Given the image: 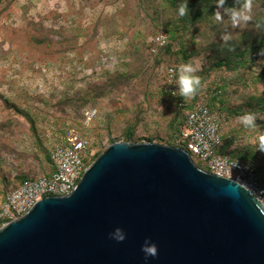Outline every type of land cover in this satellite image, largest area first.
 <instances>
[{
	"label": "rangeland",
	"instance_id": "374dc122",
	"mask_svg": "<svg viewBox=\"0 0 264 264\" xmlns=\"http://www.w3.org/2000/svg\"><path fill=\"white\" fill-rule=\"evenodd\" d=\"M257 9L246 13L250 19ZM183 24L168 0H0V97L7 101L0 98V207L9 190L53 171L51 153L68 129L87 138L90 165L125 142L129 128L131 144L153 139L176 147L172 134L185 111L168 93V72L174 69L176 82L186 63L199 65L201 86L181 99L210 107L222 122V152L255 161L264 186V152L257 150L264 55L237 72L214 69L210 42L223 40V30L199 24L183 31ZM161 33L168 45L152 53ZM89 110L97 113L87 126ZM247 112L257 115V128L239 122Z\"/></svg>",
	"mask_w": 264,
	"mask_h": 264
},
{
	"label": "water",
	"instance_id": "95a60500",
	"mask_svg": "<svg viewBox=\"0 0 264 264\" xmlns=\"http://www.w3.org/2000/svg\"><path fill=\"white\" fill-rule=\"evenodd\" d=\"M0 264H264V208L184 149L114 143L70 195L0 228Z\"/></svg>",
	"mask_w": 264,
	"mask_h": 264
},
{
	"label": "built area",
	"instance_id": "2783aa9c",
	"mask_svg": "<svg viewBox=\"0 0 264 264\" xmlns=\"http://www.w3.org/2000/svg\"><path fill=\"white\" fill-rule=\"evenodd\" d=\"M158 35L152 46V53L168 45ZM168 93L177 99V105L185 108V120L181 132L176 136L177 145H183L194 162L206 171L233 180L255 196L264 208V186L259 177V166L253 160L235 159L222 152L224 146L222 122L210 107L200 101L191 104L184 102L179 95H173L175 85L174 69L168 72ZM95 110L85 114L87 126L96 115ZM89 142L74 129L65 133L63 144L51 153L53 171L46 175L24 182L9 190L4 204L0 207L2 226L26 215L37 202L47 197L70 195L90 166L88 161Z\"/></svg>",
	"mask_w": 264,
	"mask_h": 264
},
{
	"label": "trees",
	"instance_id": "16d2710c",
	"mask_svg": "<svg viewBox=\"0 0 264 264\" xmlns=\"http://www.w3.org/2000/svg\"><path fill=\"white\" fill-rule=\"evenodd\" d=\"M168 2L174 9H177L179 14V8L185 0H168ZM248 2L249 0H227L225 8L234 4L239 7L243 3ZM217 3L218 0H188L189 14L184 16L179 15V20L184 23L179 29L188 31L192 28L194 29L199 24L213 29H217L219 26L224 32L221 31L218 35L223 37L227 35L228 39L211 40L210 45L214 47L212 49L216 52L213 58V68L218 70L223 69L227 72H237L242 68H251L258 61V55L261 53V50L264 49V0H250L251 8L253 6H256V8L260 7V9H257L260 12L257 14L256 19L254 17L249 19V23L243 26L239 23L240 21L233 22L229 16H227L226 21H216V13L221 9L217 8ZM222 11L224 12V9ZM169 33L174 35L176 32L175 30H171ZM1 99L6 101L3 97ZM257 103H259L261 110L264 111V105L260 104V100ZM177 109L179 112L185 111L183 107L177 106ZM183 119L185 120V117ZM184 120L182 124L180 123L181 126L177 127V130H175L176 126H173L175 130L172 134L174 135L173 137L176 138L181 132ZM133 136L134 128H129L125 135V142L136 143ZM147 142L152 143L154 140L148 139ZM167 146H171V144H167ZM176 147L185 150L183 145H176ZM200 167L206 170L205 167Z\"/></svg>",
	"mask_w": 264,
	"mask_h": 264
},
{
	"label": "clouds",
	"instance_id": "9594fccd",
	"mask_svg": "<svg viewBox=\"0 0 264 264\" xmlns=\"http://www.w3.org/2000/svg\"><path fill=\"white\" fill-rule=\"evenodd\" d=\"M227 0H218L217 8L224 9L223 14L217 12V19H223V16L231 17L233 22H239L240 20L248 21L250 17L246 14L251 10L250 0L248 3H243L241 6L237 7L235 4L225 8ZM189 14L188 0H185L179 8V15L184 16ZM160 39L163 41L166 39V35L161 33ZM224 39L227 40L228 36L225 35ZM261 55H264V49L261 50ZM199 65H193L192 63L182 64L178 69V78L175 82L177 86L176 91L173 95H179L183 98L193 96L197 89L201 86L200 78L195 75L198 71ZM239 122L244 126L245 129H255L258 127L257 120L258 117L255 113L247 112L246 114L238 117ZM261 152H264V130L261 129L258 137V149ZM110 235L118 240L123 241L126 238V234L123 229L116 228L114 232ZM142 251L145 253V258L155 257L158 253V248L155 243H151L149 240H146L142 246Z\"/></svg>",
	"mask_w": 264,
	"mask_h": 264
}]
</instances>
